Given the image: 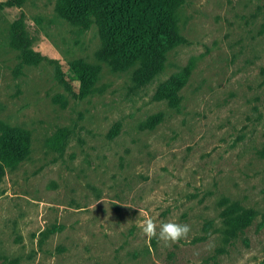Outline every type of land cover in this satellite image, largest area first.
Masks as SVG:
<instances>
[{"label":"rangeland","instance_id":"374dc122","mask_svg":"<svg viewBox=\"0 0 264 264\" xmlns=\"http://www.w3.org/2000/svg\"><path fill=\"white\" fill-rule=\"evenodd\" d=\"M59 1L0 0V146L15 129L30 145L0 184V264H264V0H185L150 78L114 71ZM192 58L180 105L155 100ZM79 62L99 68L86 98ZM146 216L191 230L166 247Z\"/></svg>","mask_w":264,"mask_h":264},{"label":"trees","instance_id":"16d2710c","mask_svg":"<svg viewBox=\"0 0 264 264\" xmlns=\"http://www.w3.org/2000/svg\"><path fill=\"white\" fill-rule=\"evenodd\" d=\"M185 0H60L59 14L83 28L95 24L101 39V56L109 61L114 71H125L139 65L138 74L150 78L161 71L168 52L180 41L177 13ZM25 0H8L10 7L21 8ZM29 62L38 55L23 47ZM197 63L189 60L178 74L164 82L156 92L155 100L169 101L172 106L181 103L180 91L187 85ZM82 88L79 98L90 95V87L98 78L99 68L84 62L75 67ZM163 114L148 119L143 128L152 130L163 121ZM68 130L60 129L49 146L56 152L66 147ZM12 146H0V184L7 170H16L28 158L29 135L25 130L11 132ZM249 223V221H247Z\"/></svg>","mask_w":264,"mask_h":264},{"label":"clouds","instance_id":"9594fccd","mask_svg":"<svg viewBox=\"0 0 264 264\" xmlns=\"http://www.w3.org/2000/svg\"><path fill=\"white\" fill-rule=\"evenodd\" d=\"M138 226L147 239L155 238L157 242H163L166 247H170L172 244L186 238L191 230L188 224L172 221L157 224L150 216H146Z\"/></svg>","mask_w":264,"mask_h":264}]
</instances>
